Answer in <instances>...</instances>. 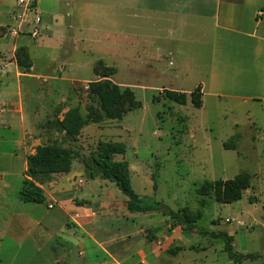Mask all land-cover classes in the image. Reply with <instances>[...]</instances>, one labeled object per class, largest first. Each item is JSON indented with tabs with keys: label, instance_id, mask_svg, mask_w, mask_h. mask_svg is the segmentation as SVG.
Segmentation results:
<instances>
[{
	"label": "rangeland",
	"instance_id": "374dc122",
	"mask_svg": "<svg viewBox=\"0 0 264 264\" xmlns=\"http://www.w3.org/2000/svg\"><path fill=\"white\" fill-rule=\"evenodd\" d=\"M122 1L0 0V264H264V91L241 92L257 98L246 101L196 89L208 83L211 47L173 39L147 1L139 10ZM151 39L168 60L149 79L145 52L129 45L149 51ZM91 83L121 88L122 120L107 119ZM171 88L185 106L166 99ZM75 108L84 126L71 138L60 122ZM100 141L126 145L115 160L129 163L145 205L160 209L132 213L114 184H101ZM49 144L72 151L71 172L39 181L46 202L25 204L28 158ZM237 177L241 201L218 203L215 183ZM100 187L115 211L94 203ZM171 212L259 258L232 260L223 240Z\"/></svg>",
	"mask_w": 264,
	"mask_h": 264
},
{
	"label": "crops",
	"instance_id": "0c3cea01",
	"mask_svg": "<svg viewBox=\"0 0 264 264\" xmlns=\"http://www.w3.org/2000/svg\"><path fill=\"white\" fill-rule=\"evenodd\" d=\"M145 1L147 10L161 14L163 21L169 23L171 34L178 33L173 39L182 42L193 40L198 46L207 44L211 47L208 83L201 84L196 89L200 88L203 91L205 87L219 98L257 100L256 96L241 92L264 91V14L259 15V12L264 13V0ZM121 4H124L122 0ZM125 4H131L134 10L145 6L141 0H127ZM187 33H193V37ZM157 41L158 39L148 40L149 51L134 43L128 44L134 55L145 52L149 79L151 73H155L157 69H164L161 64L168 60L166 56H161L164 52L160 50ZM119 43L121 47L124 46L122 42ZM156 47L159 48L155 49ZM143 60L144 58L139 59ZM172 64L173 60H170V65ZM171 89L183 91L179 88ZM102 182L106 181L102 180L101 184ZM103 190L100 187L93 196L94 203L96 205L99 203L109 212L115 211L116 202L108 200L107 192ZM82 198L86 200L87 197L82 195ZM85 216L91 218L90 211L86 210ZM105 252L113 258L110 249Z\"/></svg>",
	"mask_w": 264,
	"mask_h": 264
},
{
	"label": "trees",
	"instance_id": "16d2710c",
	"mask_svg": "<svg viewBox=\"0 0 264 264\" xmlns=\"http://www.w3.org/2000/svg\"><path fill=\"white\" fill-rule=\"evenodd\" d=\"M90 88L98 97L107 119L120 121L124 118L125 113L120 109L114 108L122 103L124 97L119 86L113 85L112 87L104 88L99 83H91ZM165 97L167 100L181 106L187 104L185 93L166 90ZM201 103L202 101L200 100L196 104V108L199 109ZM99 122L97 119L94 120V123ZM83 126L84 121L77 108L68 111L60 122L61 129L71 138H77ZM96 151L94 162L100 169L101 180L114 184L126 196L127 208L130 212L146 214L160 209L159 204L145 205L146 199L140 197L133 189L129 163L127 161L115 160L116 156L126 154L127 147L124 143L100 141ZM72 163L73 153L71 150L55 144L38 146L35 153L28 158L27 170L19 193V200L25 204H44L46 202V195L44 190L38 185L39 181L53 175H68L71 172ZM244 182L240 177L234 180L216 182L215 192L217 202L230 204L241 201ZM169 215L178 218L179 221L188 225L189 231L198 230V228L189 224L186 217L172 212ZM198 231L201 235H210L215 240H223L225 242V252L236 262L259 258L257 255H244L235 252L232 246V237L228 234H215L203 230Z\"/></svg>",
	"mask_w": 264,
	"mask_h": 264
},
{
	"label": "built area",
	"instance_id": "2783aa9c",
	"mask_svg": "<svg viewBox=\"0 0 264 264\" xmlns=\"http://www.w3.org/2000/svg\"><path fill=\"white\" fill-rule=\"evenodd\" d=\"M264 13L263 12H259V15L262 16Z\"/></svg>",
	"mask_w": 264,
	"mask_h": 264
},
{
	"label": "water",
	"instance_id": "95a60500",
	"mask_svg": "<svg viewBox=\"0 0 264 264\" xmlns=\"http://www.w3.org/2000/svg\"><path fill=\"white\" fill-rule=\"evenodd\" d=\"M169 211V209H167Z\"/></svg>",
	"mask_w": 264,
	"mask_h": 264
}]
</instances>
